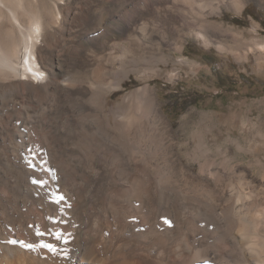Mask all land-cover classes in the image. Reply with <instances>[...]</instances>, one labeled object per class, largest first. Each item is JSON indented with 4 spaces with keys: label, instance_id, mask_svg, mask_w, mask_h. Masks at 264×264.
<instances>
[{
    "label": "bare ground",
    "instance_id": "6f19581e",
    "mask_svg": "<svg viewBox=\"0 0 264 264\" xmlns=\"http://www.w3.org/2000/svg\"><path fill=\"white\" fill-rule=\"evenodd\" d=\"M244 2L0 0V264H264V99L188 141L148 82L114 98L155 30L218 28L203 11ZM30 145L56 179L30 183Z\"/></svg>",
    "mask_w": 264,
    "mask_h": 264
},
{
    "label": "rangeland",
    "instance_id": "374dc122",
    "mask_svg": "<svg viewBox=\"0 0 264 264\" xmlns=\"http://www.w3.org/2000/svg\"><path fill=\"white\" fill-rule=\"evenodd\" d=\"M221 8L219 13L203 11L207 21L222 25L218 28L196 24L192 29L180 25L171 32L155 30L153 35L160 42L159 48L151 49L150 55L145 53L147 61L138 64L136 72L130 74L114 98L148 82L155 87L158 103L173 125L174 136L188 141L190 133L200 128L201 122H211L210 113L219 114L220 122H224L229 120L227 112L231 107L242 112L247 103L264 99V66L260 64L264 62V46H259L264 42V3L245 0L241 12L230 5ZM200 30L206 31L208 43L192 35ZM121 41L125 42L126 37ZM176 42L180 44V51L174 48ZM177 57L180 63L174 62ZM201 113L208 114L207 118ZM251 117L264 122V101L253 108ZM208 140L212 141L211 135ZM33 146L19 152L20 163L28 170H38L32 171L30 183L37 185L33 175L53 181L58 171L49 163L47 150ZM168 217L167 226H170L171 217Z\"/></svg>",
    "mask_w": 264,
    "mask_h": 264
},
{
    "label": "snow or ice",
    "instance_id": "6c2138e0",
    "mask_svg": "<svg viewBox=\"0 0 264 264\" xmlns=\"http://www.w3.org/2000/svg\"><path fill=\"white\" fill-rule=\"evenodd\" d=\"M60 199H63V197H60ZM55 239H60V234L59 233H51ZM40 235H43V233H41ZM10 243H16L15 241H10ZM22 246L24 248H28L31 249L33 247L32 244H24L23 242H21ZM41 247L47 248L49 251H55V248L52 244L50 243H42Z\"/></svg>",
    "mask_w": 264,
    "mask_h": 264
}]
</instances>
